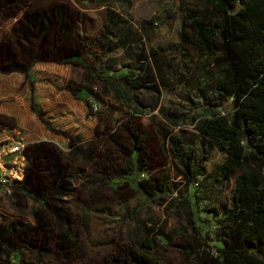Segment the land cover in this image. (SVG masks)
Returning a JSON list of instances; mask_svg holds the SVG:
<instances>
[{
  "label": "rangeland",
  "instance_id": "1",
  "mask_svg": "<svg viewBox=\"0 0 264 264\" xmlns=\"http://www.w3.org/2000/svg\"><path fill=\"white\" fill-rule=\"evenodd\" d=\"M203 4L0 0V183L25 168L14 192L0 185V264H137L128 251L145 236L161 264H202V250L219 245L210 240L216 218L209 209L227 200L239 172L215 180L225 154L212 144L206 175L187 185L169 144L179 134L196 141L192 116L202 107L201 89L210 95L201 80L212 75L211 64L189 38L188 62L175 52L181 14ZM35 17L44 25L32 30ZM151 49L160 72L147 58ZM138 54L160 89L159 96L139 92L151 109L145 115L84 65L119 78ZM133 128L148 135V166L138 173L130 168ZM139 179L166 191L148 199ZM205 241L209 247H200Z\"/></svg>",
  "mask_w": 264,
  "mask_h": 264
},
{
  "label": "trees",
  "instance_id": "2",
  "mask_svg": "<svg viewBox=\"0 0 264 264\" xmlns=\"http://www.w3.org/2000/svg\"><path fill=\"white\" fill-rule=\"evenodd\" d=\"M203 3L202 8L181 14L180 43L175 52L183 55L181 63H187L190 57L184 41L189 38L201 58L211 64L212 75L201 80L210 95L201 89L198 101L202 107L192 116L196 141L188 143L181 134L173 136L169 143L171 157L181 167L187 185L206 175L204 163L212 144L225 154L215 180H228L231 173L239 172L227 200L209 209L216 218L214 238L210 240L219 245L214 251L202 250V264H264V0H203ZM48 14L54 15L53 11ZM43 25L44 21L35 17L31 28ZM96 42L98 46L105 44L102 37ZM143 58L138 54L128 74L119 78L101 75L91 65H84L113 88L135 114L145 115L151 109L141 100L139 92L144 89L159 96L160 89L141 62ZM147 58L160 72L157 50L151 49ZM175 64V60H170V72L166 75L169 79H172L171 65ZM132 133L130 168L138 173L148 166L144 145L148 135L141 134L138 128H133ZM137 183L148 199L166 191L164 185L159 186L158 182L153 185L148 179H139ZM38 189L42 194L47 191V187ZM204 244L209 247L206 241L200 247ZM154 250L153 241L145 236L128 255L137 264H161Z\"/></svg>",
  "mask_w": 264,
  "mask_h": 264
},
{
  "label": "flooded vegetation",
  "instance_id": "3",
  "mask_svg": "<svg viewBox=\"0 0 264 264\" xmlns=\"http://www.w3.org/2000/svg\"><path fill=\"white\" fill-rule=\"evenodd\" d=\"M24 147H25V143L21 144V155L23 156V158H25L24 153H23ZM15 149H13V150H15ZM46 150H47V148H46ZM25 160H26V158H25ZM41 161H42V159H40L39 164L38 165L36 164L35 166L39 167L40 165H42ZM37 169H39V168H37ZM24 170H25V168L23 165L20 175H17L15 177H11V179L9 181H6V179H3L2 183H0V185L5 186L10 193L14 192L15 187H21V185L23 183V180L25 178V175H24L25 171ZM37 175L38 176L41 175V172L39 173V171H38ZM38 187H41V186H38ZM42 187H44V186H42ZM44 189H46V187H44ZM37 192L42 194V192L38 188H37Z\"/></svg>",
  "mask_w": 264,
  "mask_h": 264
},
{
  "label": "crops",
  "instance_id": "4",
  "mask_svg": "<svg viewBox=\"0 0 264 264\" xmlns=\"http://www.w3.org/2000/svg\"><path fill=\"white\" fill-rule=\"evenodd\" d=\"M0 115H4V113H2V112L0 111Z\"/></svg>",
  "mask_w": 264,
  "mask_h": 264
}]
</instances>
